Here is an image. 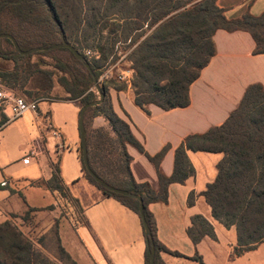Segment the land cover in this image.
I'll list each match as a JSON object with an SVG mask.
<instances>
[{
    "label": "trees",
    "instance_id": "16d2710c",
    "mask_svg": "<svg viewBox=\"0 0 264 264\" xmlns=\"http://www.w3.org/2000/svg\"><path fill=\"white\" fill-rule=\"evenodd\" d=\"M5 1L18 0H0V4ZM218 30L249 33L256 44L255 55L264 54V13L260 16L246 13L229 20L217 6V0H23L4 4L0 9V34L12 36L22 51L68 43L91 65L99 80L100 93L84 62L71 50L58 48L21 55L12 40L0 39V80L27 101L79 102L83 107L104 95L102 103L85 114L89 168L107 184L141 197L152 233L151 240H146V264H150L152 244L156 250L155 264H165L162 253L182 256L156 239L155 222L147 206L167 203L169 186L184 184L195 175L189 151L224 156L217 165L215 181L202 196L216 221L236 229L237 245L232 258L254 251L264 243L263 85L249 86L238 108L223 125L188 136L176 150L174 171L169 177L160 169L166 149L155 156L146 154L131 124L115 113L109 99L110 89L125 88L117 79L119 72L130 70L135 103L141 109L148 111L150 105L165 111L188 107L191 85L215 56L213 37ZM87 49L98 51L100 58H88ZM113 67L117 74L101 81L104 73ZM58 85L62 94L55 92ZM99 115L108 121L107 127L93 128L88 123ZM129 145L145 153L155 165L157 190L149 183L136 182ZM79 159L83 178L105 198L117 200L140 217V201L101 187L88 173L81 148ZM31 185H44L57 192L70 204L77 203L78 214L82 213L80 203L64 185L58 167L48 182H31ZM193 200L191 194L189 205ZM37 212L29 209L22 221H30ZM62 217L63 214L53 227L60 255L57 263L39 251L14 222L18 216H11L0 224V264H78L61 244ZM187 234L195 246L206 237L216 238L214 227L201 215L192 218ZM193 259L204 264L198 253Z\"/></svg>",
    "mask_w": 264,
    "mask_h": 264
},
{
    "label": "crops",
    "instance_id": "0c3cea01",
    "mask_svg": "<svg viewBox=\"0 0 264 264\" xmlns=\"http://www.w3.org/2000/svg\"><path fill=\"white\" fill-rule=\"evenodd\" d=\"M217 6L225 11L229 20L249 13L260 16L264 13V0H217ZM215 56L204 68L197 81L190 87V104L186 108L170 111L150 105L148 111L135 103L132 80L122 82V90H109V99L115 113L128 121L145 153L155 156L163 149L166 153L160 163L161 172L171 176L174 171L176 150L188 136L203 134L213 127L223 125L241 103L247 88L254 84L264 86V54L255 55V41L247 32L218 30L214 37ZM129 67V64L125 65ZM133 79V72H129ZM44 103V102H43ZM74 109V115L61 121L50 111L43 119L42 113L27 112L22 117L0 128V224L21 217L29 209L38 210L35 218L58 220L59 238L63 248L78 264H146V237L140 217L113 198H105L101 191L83 178L79 159V102H65ZM48 110V107L47 109ZM32 119L38 136L24 153L20 174L15 165V144L10 129L17 124H26ZM93 128L107 127L108 121L99 115L91 121ZM42 129V132H41ZM10 131V132H9ZM55 132L58 134L55 135ZM68 151V153H67ZM132 157L131 171L137 183H149L158 189L155 165L145 153L129 145ZM70 155L71 167L64 163ZM195 175L184 184H171L167 203H152L147 206L156 227V239L181 257L161 254L165 264H200L193 258L196 253L204 264H264V243L256 250L232 259L237 245L234 227L226 228L212 216L211 207L202 196L208 185L217 177V165L223 154L188 152ZM58 159V160H57ZM58 167L64 185L71 196L81 205L82 221L74 220L79 206L64 200L57 192L44 185L31 182H48ZM7 186L8 188H1ZM81 188L82 194L77 191ZM193 194V204L189 196ZM95 199L93 203L85 199ZM76 212V213H75ZM203 216L215 230L216 238L206 237L195 246L187 234L194 216Z\"/></svg>",
    "mask_w": 264,
    "mask_h": 264
},
{
    "label": "rangeland",
    "instance_id": "374dc122",
    "mask_svg": "<svg viewBox=\"0 0 264 264\" xmlns=\"http://www.w3.org/2000/svg\"><path fill=\"white\" fill-rule=\"evenodd\" d=\"M89 50V49H87ZM60 56V55H59ZM117 74V73H115ZM55 92L62 94V88L58 85L56 86ZM40 111L42 113L43 119L45 118V114L47 111H50L52 115L58 117L61 121H66L68 116L74 115L75 109L69 105L68 103L61 101H47L39 104ZM48 107V110H46ZM32 113V112H31ZM92 116V114H91ZM90 119V118H89ZM90 125L91 122L88 121ZM34 123L32 119L28 121L26 124H17L10 129L11 139L15 144V162L18 164L15 165L17 174L22 173L21 167L24 163V153H27L26 149H28L29 145L32 141L36 140L35 138L38 136L36 126H33ZM2 126V122H0V128ZM42 132V129H41ZM79 148L80 147V139H79ZM68 153V151H67ZM28 154V153H27ZM71 156L66 154L64 158V163L67 166L71 167ZM58 160V159H57ZM77 191L82 194V189L79 187ZM96 199V198H95ZM95 199H93L95 201ZM92 199H85V201H89V203H93ZM74 207V205H73ZM76 213V212H75ZM74 220L81 222V214H77L74 217ZM14 222L20 227V229L36 244L39 251H41L45 256L50 258L53 262L59 261V251H58V242L53 233V227L55 225L54 222L48 224L46 220H40L32 216L31 220L28 222H23L21 220H14ZM41 245H39L40 243ZM39 243V244H37ZM233 259V258H232ZM234 260V259H233Z\"/></svg>",
    "mask_w": 264,
    "mask_h": 264
},
{
    "label": "water",
    "instance_id": "95a60500",
    "mask_svg": "<svg viewBox=\"0 0 264 264\" xmlns=\"http://www.w3.org/2000/svg\"><path fill=\"white\" fill-rule=\"evenodd\" d=\"M22 1L23 0H18L16 2L5 1L2 4H0V9H1V7L4 4L21 3ZM0 39H10V40H12L14 42V44H15L16 50L21 55H31V54H34V53H36L38 51H43V50L51 51V50H55V49H58V48H67V49L71 50L79 61L84 62L85 67L90 72V74H91V76H92V78L94 80V83H95V86H96L98 92L99 93L101 92V88H100V85H99V80L96 78L95 73H94V71L91 68V65L89 64V62H87L85 60V57L80 52H78L75 48H73L70 44L64 43V44H61V45H54V46H51V47H48V48H33L31 50H28V51H22L20 49V47L18 46V44L16 43V41L13 39L12 36L5 35V34H0ZM103 100H104V95L101 94V99L100 100L88 103V104L84 105L81 108V110H80L79 121L78 122H79L80 147H81V151H82V159H83L84 165H85L88 173L91 175V177L101 187H103V188H105V189H107L109 191H112L114 193H117L119 195H122V196H125V197H128V198H132V199H136V200L140 201V208H139L140 219H141L142 224H143L146 240L149 241L152 238V233H151V229H150V227H149V225L147 223L146 217H145V213H144L145 212V207H144V204H143V201H142L141 197L136 195V194H133V193H131L129 191L121 190V189L115 188V187L107 184L106 182L102 181L89 168V162H88V156H87V137H86V127H85V114H86V112L88 111L89 108L100 105ZM155 255H156V250H155L154 245L152 244L151 251H150V256H149L150 264H155Z\"/></svg>",
    "mask_w": 264,
    "mask_h": 264
},
{
    "label": "built area",
    "instance_id": "2783aa9c",
    "mask_svg": "<svg viewBox=\"0 0 264 264\" xmlns=\"http://www.w3.org/2000/svg\"><path fill=\"white\" fill-rule=\"evenodd\" d=\"M85 55L92 59H99L100 54L95 50H86ZM114 67L109 69L104 73L101 77V81L109 80L115 76ZM130 70H121L117 79L122 82L129 83L132 78L129 77ZM39 111V102L38 101H27L24 97L20 96L16 91L8 88L5 84H3L0 80V122H2L3 118H5L2 126L6 125L9 122H12L20 117H22L27 112L38 113ZM55 135L58 134L55 132ZM35 154L31 152L30 156L24 161L30 159V157H34Z\"/></svg>",
    "mask_w": 264,
    "mask_h": 264
}]
</instances>
